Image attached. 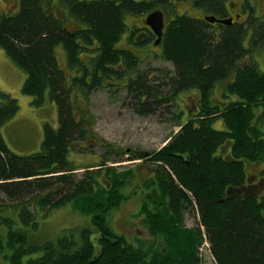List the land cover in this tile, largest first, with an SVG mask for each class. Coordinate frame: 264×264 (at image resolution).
Returning a JSON list of instances; mask_svg holds the SVG:
<instances>
[{
	"label": "trees",
	"instance_id": "1",
	"mask_svg": "<svg viewBox=\"0 0 264 264\" xmlns=\"http://www.w3.org/2000/svg\"><path fill=\"white\" fill-rule=\"evenodd\" d=\"M63 1L80 27L71 37L40 0H18L13 14L0 15V50L24 72L22 94L31 97L35 107L48 98L57 112L56 127L42 126L40 150L17 155L5 144L1 129L18 104L0 91V204L16 203L10 211L18 217L16 227L0 205V226L7 231L0 254L8 264H199L198 250L206 242L215 264H264V197L257 200L240 191L245 164L260 165L264 177V71L255 64L240 67L246 54L264 45V24L247 20L254 32L246 49V28L213 31L206 22L185 16L166 23L161 58L174 68L173 75L160 89H152L144 79L134 81L131 108L146 116L174 105L169 99L158 103L157 98L189 89L199 92L201 106L194 116L198 119L177 123L178 132L164 147L129 158L156 170L143 185L137 214L144 219L149 240L131 241L116 234L108 218L135 196L124 192L133 173L103 169V159L112 154L107 148L98 164L75 177L69 157L91 134L90 115L74 106L70 93L76 92L85 103L91 88L100 86L106 66L117 60L114 44L125 30V14L147 15L155 7L174 13L173 3L190 2L205 14L223 15L227 0ZM57 46L73 74L68 79L58 65ZM233 72L223 106L210 105L214 84ZM216 120L222 121L221 129L212 127ZM226 146L225 156L219 155ZM67 205L88 217L94 231L64 230L54 242L40 245L28 239L25 231L37 228V210L47 213ZM188 215L195 227H185Z\"/></svg>",
	"mask_w": 264,
	"mask_h": 264
},
{
	"label": "rangeland",
	"instance_id": "2",
	"mask_svg": "<svg viewBox=\"0 0 264 264\" xmlns=\"http://www.w3.org/2000/svg\"><path fill=\"white\" fill-rule=\"evenodd\" d=\"M57 1L59 0H48L53 5L50 9L51 12L56 17H61L64 12ZM238 1L241 0H230L231 4H235ZM247 1H251L253 5L255 3L257 5H254L256 10L261 9V13L264 14V0ZM17 5L18 0H0V15L13 13L17 9ZM189 6V3H179L175 8L179 13L188 12L189 14L200 15L198 12H194L196 10H191V6ZM127 16L125 17L127 25H131L132 23L137 24L140 21H138L139 17ZM261 18L264 20L263 17ZM118 43L120 46H124L125 40L121 38ZM61 51V48L57 46L55 48V55L59 67L66 72L68 79L73 74L67 70L66 59H64ZM256 54H259V56H255V59L259 62L258 67H261L263 65L261 52ZM82 58L84 59L83 56ZM145 66H149L155 69V71L167 70L170 72L171 70L170 65L167 63L153 59L146 60L141 65V68ZM25 80L26 76L24 72L13 64L5 53L0 50V91L15 99L18 104L16 114L3 126L1 134L7 147L13 153L20 156H27L38 152L42 140L43 124L48 123L56 127L57 122L56 106L48 98H45L42 106L35 107L32 105V98L22 94ZM222 91L223 84L215 87L211 95L210 105H215L224 100L221 94ZM72 92L70 93L72 94V103L78 109L88 112L91 120H87V127L90 133L96 137L95 139L87 136L85 142L76 144L70 153V162L76 168L74 172L75 177L80 178L85 167L95 166V164L99 163L98 155L103 152L100 150V146L91 144L95 139L94 143L98 141L104 143V149L113 148L109 158L107 160L104 159V162H106L103 165V169L112 167L117 172L130 170L133 171V180L136 182L140 181L144 175H147V169L141 167L140 162H138L140 160L127 162L129 161V156L126 150L154 152L162 147L167 139L177 130L176 122L171 118L175 112V108L169 106L161 109L157 114L140 117L127 108L121 93L113 94L104 88L103 90L89 94L84 103L79 94ZM195 103L196 98L193 96V92L183 93L180 97L178 109L183 113V120H186L190 114H193ZM221 122V120L214 121L212 127L221 129ZM106 144L109 147H106ZM81 146L83 148L80 151L78 148ZM114 158H117V162L116 160L113 161ZM117 165L119 166L116 167ZM95 169L97 168L93 170ZM245 170L247 180L245 186L241 188L242 194L252 196L257 200L261 199L264 197V178H259L261 166L258 164H245ZM129 190L130 188L125 189L124 192H129ZM138 201L130 199L129 201L122 202L112 211L108 218V223L116 234L122 235L127 240L134 241L133 239L140 238L141 240L148 241L149 237L142 228V216L137 215L140 206ZM15 204L3 202L0 205L8 210L5 215L9 216L16 223L17 227L18 217L16 218L14 213L10 211ZM28 208L35 214L33 207L29 206ZM36 223L37 228L35 230L25 232L28 239L38 245L50 241L54 242L64 230H81L84 228L94 231L88 217L81 216L72 211L69 205L49 210L47 213L37 210ZM184 225L186 228L195 227L194 220L190 215L185 217ZM6 233V229L0 226V241H5ZM198 256L199 264H215L206 247L199 248ZM24 261L25 258L22 262ZM0 264H8L3 254H0Z\"/></svg>",
	"mask_w": 264,
	"mask_h": 264
},
{
	"label": "flooded vegetation",
	"instance_id": "3",
	"mask_svg": "<svg viewBox=\"0 0 264 264\" xmlns=\"http://www.w3.org/2000/svg\"><path fill=\"white\" fill-rule=\"evenodd\" d=\"M42 3V7L44 9V11L53 16L54 18H57L59 20V22L61 23V27H62V31L64 34L69 35V37L73 36L75 32L80 30L79 25L73 21V19L69 16L67 9L65 8V6H63L60 1L62 2L63 0H59L58 5H61V10L64 12V14L61 17H56L52 12H51V7L53 6L51 3L48 2V0H40ZM64 2V1H63ZM181 3H189V6L191 10H196L194 12H198L200 15H194V14H189L188 12L186 13H179L176 11V6L179 3H173V11L172 12H167L165 11L162 7H155L153 9V11H151L150 13L154 12V11H160L163 17V26H162V31H161V35L158 38L154 32L150 29L149 26H147L144 23V19L147 15H149L150 13H148L147 15L144 14H136V15H132V14H125L124 16V24H125V30L124 32L119 36L117 42L114 44V49L115 51L118 53V57L117 60L115 62L114 65H107L106 66V72L104 73V79L102 81V83L100 84V86H95L93 88H91L90 90V94L91 93H95L99 90H103L104 88H106L109 92L113 93V94H122V98L124 99V101L126 102V106L129 110H131L135 115L140 116L138 114H136L133 109L131 107H134L133 103V97L130 94V85L138 80V79H144L147 81V84H149V86L152 89H160L161 87H163V85L167 84L169 80H167V78L171 77L173 75V71L174 68L171 66V64L169 62L164 61L161 57H162V53H161V49H160V43H161V39H162V35L164 33L165 30V25L166 23L173 19L175 16H179V17H188V18H192L194 20H201L206 22V24H208L211 29L213 31H217L219 30L221 27L222 28H232V27H242L243 29H247V32L245 34V48L247 49L248 47V43L247 41L249 40L251 34H253L254 30L251 27L250 29H248L249 27L247 26V20L251 17V18H256L255 20H253V22L256 24L257 22H262L264 24V20H262L261 17L264 18V14L261 13V9H257L254 7L257 6L255 3L254 5L251 4V1H247V0H241L238 1L235 4H231L230 0H227L224 9V13L223 15H208L205 14L204 12L200 11L199 9H196L192 6V4L190 2H181ZM54 4V3H53ZM18 6V5H17ZM188 10V9H187ZM252 10V12H251ZM15 11H13L14 13ZM11 13V14H13ZM11 14H5L4 16H8ZM132 16V17H139L138 18V23H132L131 25H127L126 21H125V17L126 16ZM257 15V16H256ZM127 16V17H128ZM206 17H212L214 19L213 23L207 22L205 21ZM140 24V25H139ZM123 38V40H125V45L124 46H120V44L118 43V41ZM247 44V45H246ZM261 52V60L263 62V65L261 67H258L259 62L257 61V59H255V56H259V53ZM61 53H63L64 55V59H65V54L63 51H61ZM142 54V55H140ZM157 60V61H162L163 63H167L168 65H170L171 70L170 72H168L167 70H162V71H155V69L149 67V66H145L141 68V65L146 61V60ZM242 62L240 63V67L242 66H250L252 64H255L256 67L258 68V70L260 71H264V45L258 49H254L251 53L246 54L243 59L241 60ZM129 63V65H128ZM239 67V68H240ZM235 75L236 73L233 72L230 77L226 80H222V81H218L214 84V87L212 89H215L216 86H218L219 84H223V91H222V97L223 95L226 93V86L230 83H232L235 79ZM163 77V78H162ZM149 87V88H150ZM186 92H193V96L196 98V103L193 106V114L189 115V117L186 120H183V113L181 112V110L178 109L179 107V100L180 97L183 95V93ZM211 92V95H212ZM211 95L209 97V100H211ZM81 97V96H80ZM167 99H169V102H173V108H175V112L172 115V120L174 122H176V124H185L188 123V121L190 120H196L198 118H195L194 116H196L199 113V107L201 106V97L199 95V92L196 89H189V90H185V91H181L177 94H175L174 96H169V97H159L157 98V102L158 103H167ZM222 102L216 103V105L221 106V104H224L225 101L221 100ZM221 103V104H220ZM170 106V105H169ZM169 106H165L166 108ZM160 111V110H158ZM154 112L152 114L146 115V116H150L153 114H157V112ZM146 116H140V117H146ZM91 120V117H90ZM92 138L96 137L92 134L89 135ZM94 139V140H95ZM93 142L91 143L92 145L95 146H100V150L103 153H100L98 155V160L99 162L101 161V159H103V156L107 153V148H105V145L102 141H98V142ZM85 142V141H84ZM168 142V141H167ZM166 142V144H167ZM166 144H164L162 147H164ZM162 147H160L159 149H161ZM83 148V146L79 147L78 149L81 151ZM111 151L113 150V148H108ZM158 149V150H159ZM226 149L225 148H221L218 151V154L221 156H225ZM156 152V151H154ZM126 153L128 154V159L132 158L133 155L135 154H148L149 152H145V151H129L126 150ZM115 154V153H114ZM117 159V158H114ZM119 159V158H118ZM104 160V159H103ZM117 161V160H116ZM135 160H129L127 162H132ZM138 161V160H137ZM141 164L142 168L147 169V175L143 176L142 179H140V181L136 182L133 180V177L130 179V183L126 186L125 189H129L128 193H135V196H133L131 198V200H139L138 203H141V197L144 196V190H143V185L146 183L147 180H150L151 178H153L156 170L154 168H151L149 165L145 164L143 161H138ZM121 164V163H118ZM119 165H117L116 167H118ZM106 169V168H105ZM117 171V170H116ZM129 171V170H127ZM122 172V171H121ZM133 172V171H132ZM259 178H264L263 176H261V171L259 172ZM246 180H247V175H246ZM246 184V181H245ZM245 186V185H244ZM125 193V194H126ZM129 201V200H128ZM186 217V216H185ZM142 218V228L143 231H146L143 227V222L144 219Z\"/></svg>",
	"mask_w": 264,
	"mask_h": 264
},
{
	"label": "water",
	"instance_id": "4",
	"mask_svg": "<svg viewBox=\"0 0 264 264\" xmlns=\"http://www.w3.org/2000/svg\"><path fill=\"white\" fill-rule=\"evenodd\" d=\"M205 21L213 23L214 19L212 17H206ZM144 23L150 27V29L154 32V34L159 38L162 31V14L160 11H154L150 13Z\"/></svg>",
	"mask_w": 264,
	"mask_h": 264
}]
</instances>
